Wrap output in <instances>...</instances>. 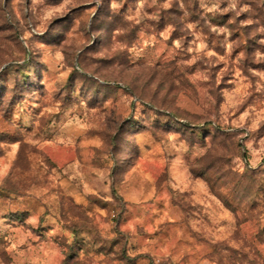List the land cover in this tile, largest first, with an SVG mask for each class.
<instances>
[{"label":"rangeland","instance_id":"374dc122","mask_svg":"<svg viewBox=\"0 0 264 264\" xmlns=\"http://www.w3.org/2000/svg\"><path fill=\"white\" fill-rule=\"evenodd\" d=\"M0 264H264V0H0Z\"/></svg>","mask_w":264,"mask_h":264}]
</instances>
